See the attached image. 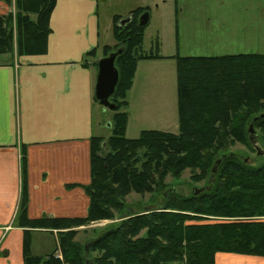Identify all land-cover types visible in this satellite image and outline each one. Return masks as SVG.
Returning <instances> with one entry per match:
<instances>
[{"label": "trees", "instance_id": "trees-1", "mask_svg": "<svg viewBox=\"0 0 264 264\" xmlns=\"http://www.w3.org/2000/svg\"><path fill=\"white\" fill-rule=\"evenodd\" d=\"M4 1L14 10L0 16V55L45 53L55 0ZM146 10L131 11L123 25L115 16V44L101 48L102 58L122 52L115 59L118 82L109 98L115 106L110 134L90 139L87 213L27 221L23 189L18 211L29 228L57 230L55 249L45 256L32 254V237L26 232L23 264H61L57 252L67 264H215L217 253L264 258V161L255 167L228 151L235 143H253L250 124L260 130L264 145V54H144L146 25L139 26V19ZM97 50L86 53L82 64L95 59ZM160 59L175 62L178 131L143 130L128 139L127 94L137 64ZM186 170L191 181L203 183L202 191L183 196L166 190L165 178L178 180ZM155 192L163 197L156 208L127 211L129 194ZM116 215L120 222L97 231L86 245L73 241L78 228Z\"/></svg>", "mask_w": 264, "mask_h": 264}, {"label": "crops", "instance_id": "crops-1", "mask_svg": "<svg viewBox=\"0 0 264 264\" xmlns=\"http://www.w3.org/2000/svg\"><path fill=\"white\" fill-rule=\"evenodd\" d=\"M13 10L0 0V16ZM97 11V0H55L45 53L0 55V264H23L26 232L32 242L45 234L56 244L57 230L30 229L21 218L23 189L27 221L87 213L90 139L104 137L94 126V61L102 48ZM94 48L96 58L83 65ZM215 264H264V258L217 253Z\"/></svg>", "mask_w": 264, "mask_h": 264}, {"label": "rangeland", "instance_id": "rangeland-1", "mask_svg": "<svg viewBox=\"0 0 264 264\" xmlns=\"http://www.w3.org/2000/svg\"><path fill=\"white\" fill-rule=\"evenodd\" d=\"M97 18L100 26V46L112 47L113 18L126 19L137 8H147L149 20L144 31L141 51L163 57L220 56L241 53L264 54V0H97ZM84 20V19H83ZM83 20L79 23L86 25ZM79 24V25H82ZM51 30V29H50ZM14 57V54H4ZM102 58V52L98 53ZM128 92L126 108L128 120L125 136L135 139L143 130L177 133V94L175 62L171 59L140 61L137 64L133 84ZM97 109V111H96ZM95 130L104 137L109 135L113 112L95 107ZM102 118V121H101ZM102 122V125H100ZM106 122L109 123L108 127ZM108 128V129H107ZM254 130V129H253ZM107 133V134H106ZM250 146L235 143L229 152L245 159L252 166H260L264 158L256 154L254 145L264 150L260 130L256 128ZM166 190L188 195L203 183H194L190 171L180 179L165 178ZM162 193L138 195L131 193L125 198L127 211L138 213L144 208L154 209L162 202ZM151 203L150 206H147ZM152 206V208H151ZM120 222L116 218L103 220L81 227L73 241L86 245L95 233ZM85 229L86 232H82ZM95 231H91V230ZM55 242L45 234H35L32 254L45 256L55 249ZM96 254L92 253V256Z\"/></svg>", "mask_w": 264, "mask_h": 264}, {"label": "water", "instance_id": "water-1", "mask_svg": "<svg viewBox=\"0 0 264 264\" xmlns=\"http://www.w3.org/2000/svg\"><path fill=\"white\" fill-rule=\"evenodd\" d=\"M130 20V18L122 19L121 24H125ZM149 20V14L144 13L139 19V26L143 27L147 25ZM122 52V49H118L114 53H110L108 56L101 58L97 63V76H96V83L94 88V97L97 100V103L105 109L114 110L115 106L110 103L109 98L114 93L116 84L118 82V71L115 68V59L117 55ZM261 118L264 115L260 116ZM249 135L250 140L252 141V134H253V125L250 124L249 128ZM254 149L256 154L259 156L264 155V151L260 149L257 145H254ZM202 190L196 188L194 193L198 194ZM88 251V247L85 248ZM85 264H88V261H85Z\"/></svg>", "mask_w": 264, "mask_h": 264}, {"label": "built area", "instance_id": "built-area-1", "mask_svg": "<svg viewBox=\"0 0 264 264\" xmlns=\"http://www.w3.org/2000/svg\"><path fill=\"white\" fill-rule=\"evenodd\" d=\"M55 258H57L61 262V264H67L63 262V258L60 252L56 253Z\"/></svg>", "mask_w": 264, "mask_h": 264}]
</instances>
